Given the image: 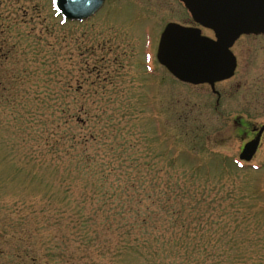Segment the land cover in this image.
<instances>
[{"label":"rangeland","instance_id":"obj_1","mask_svg":"<svg viewBox=\"0 0 264 264\" xmlns=\"http://www.w3.org/2000/svg\"><path fill=\"white\" fill-rule=\"evenodd\" d=\"M181 5L0 0V264H264V131L239 161L233 120L264 127V38L182 79L158 56Z\"/></svg>","mask_w":264,"mask_h":264},{"label":"water","instance_id":"obj_2","mask_svg":"<svg viewBox=\"0 0 264 264\" xmlns=\"http://www.w3.org/2000/svg\"><path fill=\"white\" fill-rule=\"evenodd\" d=\"M103 0H53V7L67 20L90 17ZM193 17L213 29L217 42L168 24L159 44V60L182 79L212 81L227 73L230 53L227 47L241 33L264 31V0H183ZM221 60L219 65H216ZM246 142L239 158L249 160L262 131Z\"/></svg>","mask_w":264,"mask_h":264},{"label":"flooded vegetation","instance_id":"obj_3","mask_svg":"<svg viewBox=\"0 0 264 264\" xmlns=\"http://www.w3.org/2000/svg\"><path fill=\"white\" fill-rule=\"evenodd\" d=\"M110 0H103L102 1V4H101V6L90 16V17H92L93 15H96L104 6H105V4H107V2H109ZM172 1H174L178 6H179V8L181 9V7H180V5L187 11V16H185V18H186V21H187V23H185L186 25H187V29L188 30H190V31H192L193 33H198V35L200 36V37H203L204 39H207V40H209V41H214V42H217V38H216V36H215V33H214V31H213V29H211L210 27H208L207 25H205V24H203V23H201L200 21H198V20H196L194 17H193V15L191 14V12H190V10H189V8L183 3V2H181V0H172ZM180 12V11H179ZM90 17H88V18H90ZM87 18V19H88ZM171 21V20H170ZM170 21H167L166 23H165V25L164 26H166L167 24H170L169 22ZM173 22V21H172ZM165 28V27H164ZM163 28V29H164ZM202 30H205V31H207L209 34H205L204 32H202ZM164 31V30H163ZM162 31V32H163ZM247 36V35H252V36H261V37H263L264 38V31H256V32H244V33H241V34H239L232 42H231V44L227 47V50L229 49H231V46L238 40L239 41V38H241L242 36ZM161 39V38H160ZM247 45V44H246ZM242 47H243V44H242V42H241V46H240V49H242ZM228 52V51H227ZM236 57V56H235ZM237 58V57H236ZM233 59H234V57H233ZM221 60H218V62H217V64L216 65H219ZM233 65L232 66H230V72L228 73V71H227V73L226 74H223L222 75V78L223 77H228V76H230V75H232V73H233V71H235L236 70V67H237V64H235V60H233ZM261 67V69H263L264 70V65H258V67ZM210 82H214V80L213 81H210ZM212 83H210V84H212ZM216 93H218V96H219V92L218 91H216ZM241 99H242V97H241ZM218 103V102H217ZM249 103H251V101L249 102ZM252 105L253 104H257L256 102H253V103H251ZM246 117H248L247 115H246V113H241V114H237V115H234V117H233V120H235V122L236 123H238V125L240 126V127H244V123L242 122V121H246L245 123H246V125L248 126L249 125V132H247L246 133V138L244 139V140H242L241 141V145H240V148H239V152L241 151V149H242V146H243V144L244 143H246L247 141H249V140H251V139H253V138H255V136L257 135V132H258V130L263 126V125H255V124H253V123H250L249 121H248V119H246ZM238 120H236V119ZM245 125V126H246ZM246 126V127H247ZM242 132H243V130H241ZM263 131H264V127H263V129H262V131H261V133H260V135H259V140H258V144H257V147H256V149H255V152H256V150H257V148L259 147V145H260V142H261V138H262V134H263ZM254 152V153H255ZM254 155V154H253ZM253 155H252V157H253ZM251 157V158H252ZM239 161H242V162H248V161H243V160H239ZM239 166H241V163L240 164H238Z\"/></svg>","mask_w":264,"mask_h":264},{"label":"trees","instance_id":"obj_4","mask_svg":"<svg viewBox=\"0 0 264 264\" xmlns=\"http://www.w3.org/2000/svg\"><path fill=\"white\" fill-rule=\"evenodd\" d=\"M36 259H38L34 254H31V264L36 262Z\"/></svg>","mask_w":264,"mask_h":264}]
</instances>
